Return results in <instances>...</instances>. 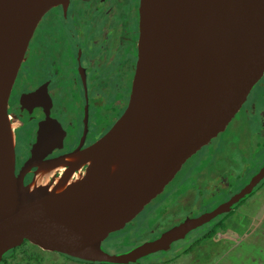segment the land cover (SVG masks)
Masks as SVG:
<instances>
[{"label": "water", "instance_id": "95a60500", "mask_svg": "<svg viewBox=\"0 0 264 264\" xmlns=\"http://www.w3.org/2000/svg\"><path fill=\"white\" fill-rule=\"evenodd\" d=\"M68 1L0 0V260L26 241L85 262L128 264L170 249L228 211L264 176L263 164L229 199L127 251L110 253L101 245L225 130L263 77L264 0H139L136 59L124 109L93 143L48 163L75 170L78 160L86 164L82 174L73 172L51 187L24 183L22 173L43 152L49 128L42 129L43 123L16 174L8 100L38 22Z\"/></svg>", "mask_w": 264, "mask_h": 264}, {"label": "flooded vegetation", "instance_id": "af4514ba", "mask_svg": "<svg viewBox=\"0 0 264 264\" xmlns=\"http://www.w3.org/2000/svg\"><path fill=\"white\" fill-rule=\"evenodd\" d=\"M138 1L69 0L65 6L62 4L53 6L45 13L46 15L42 16L44 19H49L51 25H48L47 32L43 33L37 43V45H40V48L36 50L39 56L33 79H30L31 85L19 87L29 84L20 85L19 68L12 85L7 106L11 124L14 123L12 128L15 136L16 174L21 172L23 166H25L24 163L29 157L33 144L37 141L38 131L43 123L47 124V126L42 127V129L49 128L47 133V141H49L43 152L22 173L24 183L38 184L39 176L47 169H52L51 175L48 176L45 182L47 186H53L60 179L67 178L69 180L74 175L73 172L75 170L71 168L73 165L68 166L64 163L48 164L50 160L54 158L63 160L72 151L78 148L83 149L93 143L108 130L113 121L119 116L120 113L117 114L116 111L112 110V105H122L120 111L125 107L124 99L122 97L117 99L116 96L121 91L123 95L125 94V101L127 102L135 63L134 56L136 59ZM122 6H125V8L122 9ZM38 24L34 33L39 28ZM89 27L91 32L87 30ZM94 27L96 28L93 31ZM116 33V45L119 51L115 56V53L110 51L111 47L109 44L110 39L116 37ZM28 48L29 44L23 61H25ZM99 50L104 51L103 57L95 53ZM130 53L131 58L129 57ZM53 61L55 64L52 67L54 71H50L52 74L42 75L43 70L50 68ZM96 74L99 77L98 80L96 79ZM58 77L62 78L61 81ZM126 79H128V89L126 88ZM106 83L113 91L112 99L110 97L108 100L97 87L98 84L104 86ZM119 83L122 84L119 85ZM116 88L119 90L117 93ZM30 92L35 94L33 97L28 98L26 95ZM245 102L239 112L242 111ZM106 106L108 107L106 108ZM261 112H263V115L260 116L259 114V118L264 119V107L259 111V113ZM99 115L100 118H98ZM259 131L260 133L264 132V122L261 124ZM220 136L214 137L211 142ZM259 139L263 142H261V148L256 150L253 144H248L250 157H242V159L246 160L245 162L243 161V167L248 165L251 167H248L246 171V173L250 172V178L240 189L257 174L264 164V141L262 138ZM207 148L205 146L196 153H201ZM261 154L263 158H261V162L259 161L260 165L256 169L258 157ZM242 155L244 156V154ZM46 162V165L43 164ZM76 164H78L81 172L86 168L85 163L76 162L74 166H77ZM220 179L221 176L219 175L218 181ZM258 182L256 183L258 184L257 186L255 184L249 193L241 197L242 199L239 198L241 200L238 199L239 201L231 205L228 216L229 214L230 216L233 215L234 212H240L239 208L241 206L246 207L245 204L253 203L252 200L257 198V195H255L257 189L264 184V176ZM240 189L230 194L229 198L238 193ZM229 198H225V200ZM205 211H199L196 215ZM174 215H177L175 210ZM185 217H176V220L169 222L167 228L179 223ZM246 220H243V224L246 223ZM208 222L201 224L192 231L202 228ZM239 239L241 240L242 237L236 238V242ZM221 244H224L225 251L232 248V242L224 243L220 241L219 245Z\"/></svg>", "mask_w": 264, "mask_h": 264}, {"label": "rangeland", "instance_id": "374dc122", "mask_svg": "<svg viewBox=\"0 0 264 264\" xmlns=\"http://www.w3.org/2000/svg\"><path fill=\"white\" fill-rule=\"evenodd\" d=\"M124 8L125 6H122V9ZM84 15L86 14L84 13ZM48 25H51L50 20L42 18L38 24L39 28H37L30 40L25 61L22 62L20 67V76L18 75L20 85L29 84L19 87L31 85L30 79H33L34 70L37 66L36 62L39 56L36 50L40 48V45H37V43L43 33L47 32ZM95 28L96 27L93 28V31ZM87 30L91 32L90 27L87 28ZM116 39L117 33L116 37L110 39L109 44L111 47L110 51H113L115 56L119 51L116 45ZM95 53L100 57L104 56V51L102 50L96 51ZM129 57L131 58V53ZM54 64L53 61L50 68L43 70L42 75L52 74L50 71H54L52 68ZM58 78L61 81L62 78ZM98 78L96 74V79L98 80ZM120 84L122 83H119V85ZM97 87L99 91L104 94L106 100L112 96L113 91L108 83L104 86L98 84ZM126 88H129L128 79H126ZM118 91V88H116V93ZM118 95L116 98L119 99L122 97L124 103H126L125 94L123 95L122 92L119 91ZM247 101L242 111L239 112V110L231 122H229L230 125H227L228 128L217 135H221L218 139L210 142L211 144H207L206 147L208 148L204 149L201 153H195V155L189 157L173 179L166 184L163 192L145 205V207L133 219L127 222L123 228L110 233L103 240L101 245L106 251L116 254L121 253L137 246L145 240L152 239L157 236L160 231L167 228L169 222L176 220V217L180 216L183 218L187 215H196L199 211L213 208V206H216L221 201L225 200V198H229L230 194L236 192L249 180L250 172L246 173V171L248 170L247 168L251 166L248 165L243 167V161L245 162L246 160L242 159V157H250L248 144H253L254 148L258 150L263 143L259 138H262L264 141V132L260 133L259 131V129H261V124L264 122L263 118H259L263 115V112L259 113V111L264 107V75L249 93ZM107 107L108 106H106V108ZM121 108L122 105H112V110L116 111L117 114L122 112L120 111ZM98 118H100V115ZM242 154H244V156ZM261 158H263L262 154L258 157L256 169L260 165ZM219 175L221 179L218 181ZM255 195H257V198L252 200L253 203H250L251 206L247 203L245 204L246 207L241 206L239 208L240 212H234L231 216L230 214L229 216L227 215L228 212L220 214L211 219L202 228L191 231L179 241L173 242L169 250L164 251L162 254L158 252L149 254L139 258L135 263H139L140 261L147 262L151 259L154 260L159 256H175V251L182 248L185 249L193 244L187 253L182 252L176 255L177 264H249V262H252L250 254H247L245 257L242 256L245 250L246 252H250L252 248L249 246L250 243L247 240V235L244 236L246 230H242L246 227H258L264 230V184L257 189ZM174 210L177 215H174ZM244 219H247L245 224H243ZM211 229H213L211 231L213 232L212 239L213 241L215 240L218 245H209L211 246L209 248L206 243H202L205 242L203 238V236L206 235L205 232ZM241 236L242 239H239L240 242H236L235 239L241 238ZM260 238L261 240L259 243L261 242L264 246V234H262ZM227 240L232 242V248L225 251L226 248L224 244L219 245V243L220 241L226 243L228 242ZM234 249L236 252L232 254ZM40 251L41 254H35V257L31 256L33 260L28 264H90L70 260L65 257V254H57V252L53 251ZM15 253L16 254L11 256H8L10 253H7L5 260H0V264H15L24 257L19 250L15 251ZM204 254L209 257L208 263H206V259H204V257L206 258ZM40 259L43 260L37 263ZM263 261V258H258L254 263L262 264ZM23 262H25V260ZM104 264L111 263L106 262Z\"/></svg>", "mask_w": 264, "mask_h": 264}, {"label": "trees", "instance_id": "16d2710c", "mask_svg": "<svg viewBox=\"0 0 264 264\" xmlns=\"http://www.w3.org/2000/svg\"><path fill=\"white\" fill-rule=\"evenodd\" d=\"M257 183H259V182H257ZM258 184H256V186H257ZM242 199V198H241ZM241 199H239V200H241ZM239 200H237V201H239ZM213 205H216L215 203H212ZM207 211V210H206ZM229 211H230V209L228 210V211H224V212H222V213H219V214H217V215H215L213 218H215L216 216H219L220 214H224V213H229ZM213 218H211V219H213ZM210 219V220H211ZM210 220H208V221H210ZM194 229H196V228H194ZM194 229H192V230H194ZM192 230H190V231H192ZM213 229H211V230H209V231H207V232H205L206 233V235H204L203 236V238H204V241L205 242H203L202 244H205L206 243V245H215V244H217V242H214L213 241V239H212V233L213 232H211ZM211 232V233H210ZM261 236H257V239L256 240H254L253 242H249L250 243V247L252 248L251 250H250V252H246V250L244 251V255L242 256V257H245V256H247V254H250V256L252 257V259H251V261L252 262H249V264H255L254 263V261H256L258 258H263L264 259V246H263V244H261V242L259 243V241L261 240V238H260ZM182 239V238H181ZM180 240V239H179ZM179 240H177V241H179ZM247 240H248V238H247ZM176 241V242H177ZM193 245V244H192ZM192 245H190V246H188V247H186L185 249H178L177 251H175V253H176V255H179V254H181L182 252L183 253H187L188 251H189V249L191 248V246ZM209 247H211V246H209ZM17 250H19L21 253H22V256H24L23 258H21V260L20 261H18V262H16L15 264H28V263H30L33 259H31V256H33V257H35V254H41V249H39L38 247H36L35 245H33V244H30V243H28V242H26V241H24L21 245H19V246H17V247H15V248H11V249H9V251L8 252H5L4 253V255H3V258H2V260H5V256H6V254L7 253H10V255H8V256H11V255H14V254H16L15 253V251H17ZM169 250V249H168ZM40 251V252H39ZM164 251H167V250H159V251H157L158 253H163ZM205 252V251H204ZM233 252H236L235 251V249L232 251V254H233ZM156 253V252H155ZM57 254H60V253H57ZM152 254V253H151ZM149 255V254H148ZM176 255L175 256H169V257H165V256H159L158 258H155L154 260L153 259H151L150 261H147V262H144V261H140L139 263H135V262H133V263H129V264H141V263H143V264H152V263H155V264H177V261H176ZM205 256H206V258L204 257V259H206V263H208V260H209V257H208V255H206V254H204ZM25 256H27V257H25ZM145 256H147V255H145ZM145 256H143V257H145ZM30 257V258H29ZM65 257L66 258H70V259H75V260H77V261H80V262H85V261H83V260H79V259H76V258H73V257H71V256H68V255H65ZM211 258V257H210ZM221 259V258H220ZM25 260V262H23ZM43 260V259H42ZM41 259H40V261H38L37 263H40L41 261H42ZM27 262V263H26ZM85 263H90V264H104V263H106V262H100V261H96V262H85ZM111 264H113V263H111ZM243 264V263H242ZM261 264V263H260ZM262 264H264V261H263V263Z\"/></svg>", "mask_w": 264, "mask_h": 264}, {"label": "crops", "instance_id": "0c3cea01", "mask_svg": "<svg viewBox=\"0 0 264 264\" xmlns=\"http://www.w3.org/2000/svg\"><path fill=\"white\" fill-rule=\"evenodd\" d=\"M249 218V217H248ZM246 230V231H245ZM242 231H245L244 232V236H246L247 235V238H248V241L249 242H253L254 240H256L257 239V236H262V234H264L263 233V229H260V228H252V227H246V228H244V230H242ZM242 237V236H241ZM237 242H240V240L239 241H237Z\"/></svg>", "mask_w": 264, "mask_h": 264}, {"label": "bare ground", "instance_id": "6f19581e", "mask_svg": "<svg viewBox=\"0 0 264 264\" xmlns=\"http://www.w3.org/2000/svg\"><path fill=\"white\" fill-rule=\"evenodd\" d=\"M56 120V119H55ZM56 122H57V120H56ZM21 126V125H20ZM20 126H18V127H20ZM61 126V125H60ZM12 127H14V123H12ZM63 128V127H62ZM56 147V146H55ZM54 147V148H55ZM72 160H75V158H73ZM75 162H77V163H79V161L78 160H76ZM81 163V162H80ZM77 166L76 167H74V168H76L75 169V171H74V173H77V172H80L81 174H82V172L79 170V166H78V164H76ZM80 165V164H79ZM70 170V169H69ZM52 171V169L51 170H49V169H47V171H45V172H42V174L39 176V180H38V184H45V182L47 181V178H48V176L49 175H51L50 174V172ZM60 172V171H59ZM70 173V172H69ZM51 187V186H50ZM214 208V207H213ZM211 210V209H210ZM213 218V217H212ZM207 222V221H206ZM218 245V244H217ZM9 251V250H8ZM8 251H6V252H8ZM220 251V250H219ZM5 258V257H4ZM113 264H115V263H113ZM116 264H119V263H116Z\"/></svg>", "mask_w": 264, "mask_h": 264}]
</instances>
